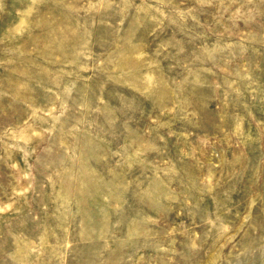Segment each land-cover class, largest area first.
<instances>
[{"label": "rangeland", "instance_id": "1", "mask_svg": "<svg viewBox=\"0 0 264 264\" xmlns=\"http://www.w3.org/2000/svg\"><path fill=\"white\" fill-rule=\"evenodd\" d=\"M0 264H264V0H0Z\"/></svg>", "mask_w": 264, "mask_h": 264}]
</instances>
